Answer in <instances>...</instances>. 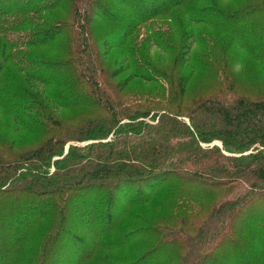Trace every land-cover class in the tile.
Wrapping results in <instances>:
<instances>
[{
  "label": "trees",
  "instance_id": "16d2710c",
  "mask_svg": "<svg viewBox=\"0 0 264 264\" xmlns=\"http://www.w3.org/2000/svg\"><path fill=\"white\" fill-rule=\"evenodd\" d=\"M154 1L0 0V196L13 197L0 203V256L8 262L144 264L157 252L152 264H264V21L231 24L263 11L264 0L229 8L160 0L153 11ZM160 16L169 20L154 25ZM201 22L212 32L204 36ZM141 26L148 33L137 46ZM151 46L173 50L171 64H155ZM112 48L124 57L107 66L100 57ZM198 73L204 85L188 96ZM135 77L152 89L124 96ZM151 111L156 123L145 120ZM113 130L116 138L98 140ZM17 131L32 133L34 147L14 149ZM84 139L98 141L72 142ZM215 139L222 146L202 144Z\"/></svg>",
  "mask_w": 264,
  "mask_h": 264
},
{
  "label": "rangeland",
  "instance_id": "374dc122",
  "mask_svg": "<svg viewBox=\"0 0 264 264\" xmlns=\"http://www.w3.org/2000/svg\"><path fill=\"white\" fill-rule=\"evenodd\" d=\"M129 1V0H127ZM220 2V5L221 6H227L228 8L232 5V6H240V5H243L244 2L246 1H249V0H218ZM80 2V0H79ZM136 2V1H135ZM137 3V2H136ZM167 3V1H166ZM164 4L160 1V0H157V1H154V3L152 4V10H157L159 9L161 6H163ZM135 6H137V4H135ZM135 6H134V9H135ZM174 12L177 13L178 16H180V19H182L183 21V25H184V21H187L188 19V15L187 14H184L183 10L180 8V7H176L174 9ZM57 13V12H56ZM58 14V13H57ZM54 17V16H53ZM243 19L241 21L238 20L235 21V22H232L231 24H233L232 26L234 28H237V27H241V28H247L248 26H250V24L252 23H258L259 21L263 22L264 21V10L263 11H255L251 16L249 17H242ZM167 19L165 17H156L155 19H153V22H154V25H158L159 23H163L164 20ZM169 19H167L168 21ZM173 21V20H172ZM171 21V22H172ZM218 21V20H216ZM215 21V22H216ZM229 21V20H228ZM175 24V22L173 23ZM198 28L200 29V31L203 32V35L205 36L206 35V32H212L210 27L208 26V24L206 23H199L198 24ZM18 33H22L24 34V30H21V31H18ZM137 33V36L135 38V42H137V46L138 45H143L144 42V36L146 33H148L147 29L143 26L140 27V29L136 32ZM97 35L94 36L95 38L93 40H91L93 43H95L97 40L96 38L99 37L101 35V32L98 31L96 33ZM14 35H16L15 38H17V33H14ZM96 40V41H95ZM22 40H20L21 42ZM91 41H89V44L91 43ZM204 43L203 42H200L199 46L203 47ZM91 44L89 45V48H88V52L89 53H92L91 51ZM136 46V48H137ZM198 47V46H197ZM143 49V48H142ZM174 51H169L167 52L166 54L162 53V51L160 49H158V47H155V46H151V54L153 56V60L155 61V64H161V65H169L171 64V59L173 57V54ZM17 54V60L19 63H23L24 65V53L23 52H16ZM158 54L159 55H163L161 57V60H158ZM120 57V58H119ZM124 57V54H123V49L121 48H112L109 50L108 54L103 57L101 56L100 57V60L107 66H110V65H115L114 61H118L117 59L119 58V60H121V58ZM132 57L137 61V62H140L141 61V58L139 57L137 51H135V54L133 53L132 54ZM15 66L10 64L8 66V79L11 81L13 80L14 78L17 77V75L15 74L16 72V69H14ZM13 70V71H12ZM19 72V70H18ZM127 72H122L118 77H110V79L108 78L107 81L110 83V85L112 83H121V81L123 80V78L125 77ZM21 74H24V69L21 71ZM19 73V75H21ZM206 82H207V79H206ZM204 85V78L203 76H201L199 73L196 74L193 79L189 82L188 84V96L189 94H191L192 92L194 91H197V89H201ZM152 87H151V84H145L144 80L139 78V77H135L132 81H130L128 83V85L122 90L123 92V95L126 96V97H134V96H138V95H134L135 93L137 92H142V91H149L151 90ZM191 91V92H190ZM1 95V94H0ZM2 100V102L4 103V99H1V96H0V101ZM57 114L59 116H65V115H69V110L65 109V108H60L57 112ZM101 115V114H100ZM99 115V116H100ZM155 115L153 111L150 112V114H148L147 116H145V120L148 121L149 123H156L158 121V116H153ZM155 117V118H154ZM140 118L136 119V120H139ZM181 119L187 121V122H190L189 118L186 117V116H182ZM136 120H133L131 121L132 124H135L136 123ZM126 121H129L128 119H123L122 122H126ZM120 132H118L117 130H113L111 131L106 138H101V139H98V140H102V141H111L113 140L114 138H116L117 135H119ZM11 137H16V142L17 144H19V142H21L22 144L18 145L17 147H15L14 149L18 150V149H27V148H31V147H34V142L31 141V140H34V135L32 133H29V132H24V131H17V132H13V133H10V138ZM139 137L137 136H134L132 135L131 136V141L132 143L134 141H136ZM97 139H84V140H73L72 142L77 144V145H81V146H84V145H87L91 142H94V141H98ZM30 142V143H29ZM203 146H212L214 144H218L220 146H222V141L219 140V139H215L211 142H203L202 143ZM68 145H66L65 147V153L67 152L68 150ZM83 153H87V150H82ZM58 157L57 155L53 157V160L54 158ZM82 166H86V164H82ZM78 168H80V166H78ZM54 170V166L52 165L51 167V171ZM168 175H172V174H168ZM180 178H182V181H185V183H190L188 179V177H183L181 176ZM178 179V178H177ZM177 179H174L173 181H178ZM10 182L7 183V185H9ZM151 190V187L147 188L146 191L149 192ZM117 192H120V191H117ZM120 196V195H119ZM91 197V196H90ZM118 197V196H117ZM7 198H10V199H13L12 196H0V203L1 202H4L7 200ZM89 199V198H88ZM16 201L18 202H22L25 200L23 198H20L17 200L16 198ZM15 202V201H14ZM165 204L161 205V209H165L166 207H168V202L166 204L165 201H163ZM50 206V204L48 205ZM21 228V227H20ZM23 227L21 228V231H23ZM157 252H154V254H152L151 256H149L144 264H152V263H155L156 259H155V256H156ZM54 257H58L56 254H54ZM102 256H98V257H94V258H91L89 260V264H103V260H102ZM70 258L68 257H65V262L69 261ZM0 262L1 264H14L13 261L11 262H8L6 260V258L0 256ZM50 262V259L49 261L47 260V264Z\"/></svg>",
  "mask_w": 264,
  "mask_h": 264
},
{
  "label": "bare ground",
  "instance_id": "6f19581e",
  "mask_svg": "<svg viewBox=\"0 0 264 264\" xmlns=\"http://www.w3.org/2000/svg\"><path fill=\"white\" fill-rule=\"evenodd\" d=\"M150 186V185H149Z\"/></svg>",
  "mask_w": 264,
  "mask_h": 264
}]
</instances>
